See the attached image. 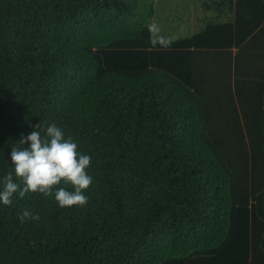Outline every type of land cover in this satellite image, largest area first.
I'll use <instances>...</instances> for the list:
<instances>
[{"label":"trees","instance_id":"1","mask_svg":"<svg viewBox=\"0 0 264 264\" xmlns=\"http://www.w3.org/2000/svg\"><path fill=\"white\" fill-rule=\"evenodd\" d=\"M200 1L161 47L165 0H0V176L54 122L93 177L0 203V264H264V0Z\"/></svg>","mask_w":264,"mask_h":264},{"label":"clouds","instance_id":"2","mask_svg":"<svg viewBox=\"0 0 264 264\" xmlns=\"http://www.w3.org/2000/svg\"><path fill=\"white\" fill-rule=\"evenodd\" d=\"M147 27L152 45L167 47L172 43V37L163 34L157 23H149ZM40 129V122L33 125V130L20 139L23 147H12V171L0 176V203H11L14 194L23 196L29 191L54 192V199L60 206L85 203L88 197L83 189L93 179L87 171L91 155L79 151L76 140L66 136L64 129L56 123L47 124L43 134ZM62 180L72 187L63 186ZM38 216L29 208L23 209L21 214L22 219H37Z\"/></svg>","mask_w":264,"mask_h":264},{"label":"rangeland","instance_id":"3","mask_svg":"<svg viewBox=\"0 0 264 264\" xmlns=\"http://www.w3.org/2000/svg\"><path fill=\"white\" fill-rule=\"evenodd\" d=\"M164 6L158 9L154 22L163 28V34L168 36H181L189 33L190 24H201L204 19H213L214 11L205 10L202 2L190 7L185 0H165Z\"/></svg>","mask_w":264,"mask_h":264},{"label":"crops","instance_id":"4","mask_svg":"<svg viewBox=\"0 0 264 264\" xmlns=\"http://www.w3.org/2000/svg\"><path fill=\"white\" fill-rule=\"evenodd\" d=\"M208 10H213L214 11V14H213L214 18L213 19H209V20L208 19L207 20L204 19V22L207 23V24L212 22V21H216V23L219 24L221 19L225 16V12L222 11V10L217 9L215 7V4L212 7H210Z\"/></svg>","mask_w":264,"mask_h":264}]
</instances>
